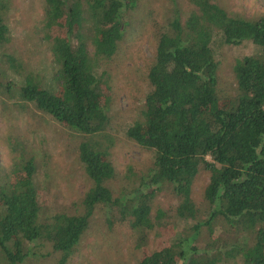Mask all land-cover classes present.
Wrapping results in <instances>:
<instances>
[{
	"label": "trees",
	"instance_id": "obj_1",
	"mask_svg": "<svg viewBox=\"0 0 264 264\" xmlns=\"http://www.w3.org/2000/svg\"><path fill=\"white\" fill-rule=\"evenodd\" d=\"M185 1L187 14L181 17L174 10L168 28L155 34L141 120L125 131L128 139L152 152V167L138 186L113 197L107 183L114 169L107 146L96 139L108 125V113L105 81L95 69L114 54L123 32L122 15L137 0H43L45 39L59 86L41 87L27 77L19 98L82 135L77 157L91 186L80 215L59 213L40 221L34 167L27 161L23 176L0 190V251L9 264L20 262L23 244L34 241L69 253L95 206L127 223L141 248L154 222L164 216L160 211L154 222L150 219V201L159 187L168 188L178 201L174 219L195 220L191 194L199 169L207 174L202 196L211 209L208 217L146 253L137 264H221L229 259L264 264V16L229 15L213 0ZM5 9L6 0H0V50L8 42ZM53 28L62 36L49 40ZM245 41L256 51L233 64L234 95L218 96L214 46ZM217 218L241 238L231 244L211 240V223ZM201 227L210 241L198 245Z\"/></svg>",
	"mask_w": 264,
	"mask_h": 264
},
{
	"label": "rangeland",
	"instance_id": "obj_2",
	"mask_svg": "<svg viewBox=\"0 0 264 264\" xmlns=\"http://www.w3.org/2000/svg\"><path fill=\"white\" fill-rule=\"evenodd\" d=\"M229 15L256 19L264 16V0H213ZM175 4V5H174ZM137 0L136 6L125 11L121 21L122 35L114 54L99 61L95 73L105 81L108 125L96 138L107 146L114 178L107 183L113 197L138 186L152 167L153 154L128 139L127 127L141 120L143 100L149 88L146 73L153 63L155 34L168 28V22L177 10L184 17L188 10L185 0ZM43 0H6L3 14L8 29V42L0 50V190L13 185L22 174V167L31 161L34 167L32 182L40 211L38 220H49L54 214L80 215L81 201L90 188L77 157L79 135L62 127L50 116L19 98L24 78L30 77L41 87L59 86L57 66L53 62L45 39ZM62 36L53 28L48 39ZM88 52L91 46L87 44ZM216 93L232 96L235 82L232 66L235 61L255 53L249 42L235 46L217 44ZM6 56L13 61L9 65ZM207 174L199 169L192 182L191 199L196 218L182 222L174 219L178 201L171 191L156 189L150 201V219L157 212L164 216L155 221L148 233L145 246L136 247L134 230L125 222H118L106 208L95 206L86 229L78 243L65 254L52 250L43 241L23 244L25 257L15 264H137L143 255L168 244L173 236L188 230L196 222H203L210 207L203 199ZM211 240L231 244L241 238L217 218L211 223ZM209 240L205 227L200 228L197 244ZM0 264H9L0 251ZM221 264H239L236 259Z\"/></svg>",
	"mask_w": 264,
	"mask_h": 264
}]
</instances>
